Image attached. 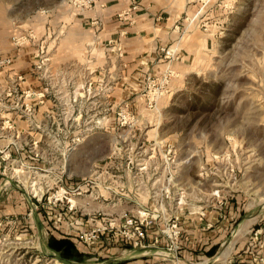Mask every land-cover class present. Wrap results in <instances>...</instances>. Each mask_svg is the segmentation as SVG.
Here are the masks:
<instances>
[{
	"label": "rangeland",
	"instance_id": "1",
	"mask_svg": "<svg viewBox=\"0 0 264 264\" xmlns=\"http://www.w3.org/2000/svg\"><path fill=\"white\" fill-rule=\"evenodd\" d=\"M167 2L170 9L186 6L190 16L202 8L198 32L212 34L213 43L203 47L185 77L174 70L169 88L186 89L171 97L168 92L149 107L147 77L163 73L143 76L140 100L116 98L120 76H111L110 61L95 66L83 55L86 45L67 38L75 24L72 12L96 0H0V40L28 47L26 66L34 82L22 83L25 74L14 68L15 59L8 82L0 77V264H181L173 261L175 251L168 257L143 253L148 249L126 241L117 248L104 235L92 246L71 235L85 254L80 259L62 258L48 245L52 229L55 236H70L57 227L72 202L79 216L108 222L134 214L139 204L168 211L176 202L166 179L168 157L170 165L185 158L214 162L216 174L190 192L211 193L208 204L229 200L244 207L216 254L196 264H238L249 230L264 227V0ZM124 11L130 16L129 8ZM6 44L0 41L1 54ZM113 46L102 47L108 55ZM123 110L130 116L126 122ZM196 164L191 172L199 171ZM131 178L138 193L130 199L123 194ZM56 197L63 203L54 204Z\"/></svg>",
	"mask_w": 264,
	"mask_h": 264
},
{
	"label": "crops",
	"instance_id": "2",
	"mask_svg": "<svg viewBox=\"0 0 264 264\" xmlns=\"http://www.w3.org/2000/svg\"><path fill=\"white\" fill-rule=\"evenodd\" d=\"M97 2L100 4L97 5ZM128 8H131L130 16L121 15L123 10H125V14H128V10L126 11ZM185 9L186 6H182L181 10L173 6L170 9V4L167 0H96L93 7L90 6V8H84L79 12H77L78 10L72 12L71 17L75 24L70 26L71 29L67 38L73 39L74 43L77 41L82 46L86 45V54L83 52V55L88 58L89 62L93 61L92 63L95 66H101L99 64L103 63L105 59L106 62L110 61L109 73L111 76L112 74L120 76V79L118 78L114 81L116 98L137 101L138 99L140 100L139 92L142 88L145 74L160 75L168 68H171L180 72L181 77L178 76L181 79L191 72L194 62L198 59L197 57L202 55L201 50L203 47H208L213 43L212 34L208 33V36L203 37L198 32V28L200 29L203 26V23H201L203 20L201 18L203 16L202 8L194 11L192 9V16ZM183 14H186V17H183ZM193 18L195 20H192ZM188 19L187 24L186 20ZM84 24H90V28H85ZM206 29L205 31H207ZM1 39L0 41L6 44L5 38L2 37ZM107 42H113L114 46L111 51L114 53H108L107 55L109 48L102 47L103 44L107 45ZM98 44L101 45L99 48H97ZM164 47L176 48L177 57L166 56L163 52ZM26 50L30 52L26 46L16 47L13 43H8L6 48L3 49L5 52L0 53L3 56L12 57L13 61L15 59V62H13L15 65L13 63L12 65H14L15 69H19L25 74V80L22 82L24 85L34 84L26 66L30 63L31 55L27 56L29 52ZM73 50L67 51V55H74ZM55 55L56 53L54 54L56 59ZM119 60L124 65L118 66ZM54 62L57 61L55 60ZM8 67L0 71V77L6 82H8ZM14 72H11V74ZM35 86L37 89H42L38 85ZM185 87L186 84H171L168 96L171 97L172 94L183 90ZM213 163L207 160L201 165L200 162L197 163L199 165L197 166L196 162L192 163V160L185 158L173 165L168 164L169 167L167 166L169 169L166 175L169 174L170 176H167L166 179L172 185V189L174 190L175 188L173 191L175 198L173 200L176 199V202L174 206L170 204V208L165 211V214L167 216L180 214L181 216L179 224L182 229V237L179 251H177L179 256L177 254V257L175 252L173 257L175 262L196 264L195 261L198 259L213 257L222 244L225 243L227 233L234 221H236V217L243 214L244 207L240 206L239 202L237 204L235 201L226 200V202H221V200H217V202L213 203V200L212 203L208 204L206 201L214 197L211 193H205L203 196L202 193L190 192V189L198 187L202 182L209 181L212 178L211 174H216L215 171L211 170L214 167ZM194 164H196L198 172H191ZM207 167H209L208 171L206 170ZM187 169H189V175L183 178V174L187 172ZM192 175H197L199 178L196 179ZM135 184L136 182L131 178L130 181L128 180V185L131 188L129 192L123 194L120 191L119 193L127 198L136 196L138 191L136 190V194L134 193L133 185ZM148 192H146V195L149 196L148 201H150L153 196ZM72 203L74 208H67L66 213L68 215L60 220L61 228L57 227L63 233L74 237L80 230L89 229L96 225L103 226L108 223L107 218L86 217L84 213L81 214L82 217L79 216L74 202ZM139 205L134 214L155 209L154 203L151 204L153 209H150L148 203ZM120 217L117 218V222L123 221V215ZM165 226L163 219L156 221L149 228L146 246L135 247L131 245V247L147 248L148 250H144L143 253H163L167 257L173 254L172 251L174 250L168 247L167 238L162 233V229ZM53 231L54 229H52V233L55 234ZM104 233V238H108L106 240L108 244L113 241L117 248H123L125 240L115 230L109 229L104 231ZM211 249L215 250L212 255L209 253Z\"/></svg>",
	"mask_w": 264,
	"mask_h": 264
},
{
	"label": "built area",
	"instance_id": "3",
	"mask_svg": "<svg viewBox=\"0 0 264 264\" xmlns=\"http://www.w3.org/2000/svg\"><path fill=\"white\" fill-rule=\"evenodd\" d=\"M134 8V7H133ZM136 8V5H135ZM131 11V8L129 9ZM129 14V13H128ZM192 20H195L194 18ZM14 39L17 37L14 36ZM22 39V38H21ZM20 39H17L16 44L20 43ZM163 52L168 57H177V49L173 47L163 48ZM12 57L10 56H3L0 54V69L10 66L12 64ZM175 71L171 68H168L161 76L154 77L151 74L148 75V87L146 94L147 104L149 107H153L156 105L158 99L161 96L165 95L169 92V84L174 76ZM38 95L40 97L44 96V92H39ZM124 122L130 120V116L126 113H120ZM172 149L168 150L170 153ZM170 158L168 157V164L173 161H169ZM163 199L162 196H160ZM159 197V198H160ZM167 197V195H166ZM157 198V202L159 201ZM58 201L63 203V197H56L53 201L54 204H57ZM70 201V199H69ZM60 203V204H61ZM162 207V204H159ZM70 209H73V203H70L68 206ZM160 209V208H159ZM153 209V211L145 210L143 212H139L138 214H131L126 215L123 218V221H109L107 224L96 225L89 229L80 230L77 233V237L79 241L88 246H92L100 241L104 231L113 229L119 235L124 238L126 242H129L131 245L135 247L146 246L147 238L149 236V228L155 224L156 221L162 219L165 221L166 226L162 229L163 235L167 238L168 247L171 250L176 252V256L178 254V249L180 248V241L182 237V229L180 227V214H173L172 216H167L165 214V210ZM239 258L236 263L238 264H264V227H259L249 230V240L246 246L244 247L243 251L239 255ZM178 257V256H177ZM234 260L231 259L230 262L232 263Z\"/></svg>",
	"mask_w": 264,
	"mask_h": 264
},
{
	"label": "trees",
	"instance_id": "4",
	"mask_svg": "<svg viewBox=\"0 0 264 264\" xmlns=\"http://www.w3.org/2000/svg\"><path fill=\"white\" fill-rule=\"evenodd\" d=\"M77 239V238H76ZM48 245L54 251L58 252L62 258L66 259H80L85 256L84 252L78 249L76 242L71 236H55L51 234L48 239ZM215 250L211 249L209 253L214 254Z\"/></svg>",
	"mask_w": 264,
	"mask_h": 264
},
{
	"label": "bare ground",
	"instance_id": "5",
	"mask_svg": "<svg viewBox=\"0 0 264 264\" xmlns=\"http://www.w3.org/2000/svg\"><path fill=\"white\" fill-rule=\"evenodd\" d=\"M224 258H229V249L224 252Z\"/></svg>",
	"mask_w": 264,
	"mask_h": 264
}]
</instances>
